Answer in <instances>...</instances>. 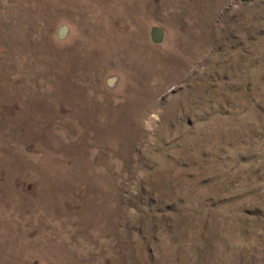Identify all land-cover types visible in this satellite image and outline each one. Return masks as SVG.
<instances>
[{"label":"rangeland","instance_id":"374dc122","mask_svg":"<svg viewBox=\"0 0 264 264\" xmlns=\"http://www.w3.org/2000/svg\"><path fill=\"white\" fill-rule=\"evenodd\" d=\"M0 264H264V0H0Z\"/></svg>","mask_w":264,"mask_h":264},{"label":"water","instance_id":"95a60500","mask_svg":"<svg viewBox=\"0 0 264 264\" xmlns=\"http://www.w3.org/2000/svg\"><path fill=\"white\" fill-rule=\"evenodd\" d=\"M163 39V31L161 29H156L154 32H153V40L156 42V43H159L161 42Z\"/></svg>","mask_w":264,"mask_h":264}]
</instances>
